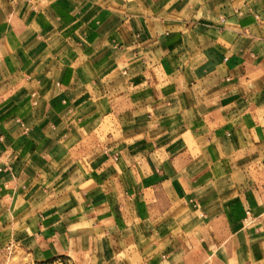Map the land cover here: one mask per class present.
<instances>
[{
    "label": "crops",
    "instance_id": "obj_1",
    "mask_svg": "<svg viewBox=\"0 0 264 264\" xmlns=\"http://www.w3.org/2000/svg\"><path fill=\"white\" fill-rule=\"evenodd\" d=\"M264 264V0H0V264Z\"/></svg>",
    "mask_w": 264,
    "mask_h": 264
},
{
    "label": "rangeland",
    "instance_id": "obj_2",
    "mask_svg": "<svg viewBox=\"0 0 264 264\" xmlns=\"http://www.w3.org/2000/svg\"><path fill=\"white\" fill-rule=\"evenodd\" d=\"M5 264H35L24 253L16 250H11L7 253V260ZM51 264H73L68 261H58Z\"/></svg>",
    "mask_w": 264,
    "mask_h": 264
}]
</instances>
